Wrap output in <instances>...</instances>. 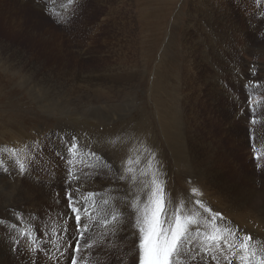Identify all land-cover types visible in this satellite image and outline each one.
Segmentation results:
<instances>
[{"label": "rangeland", "instance_id": "rangeland-1", "mask_svg": "<svg viewBox=\"0 0 264 264\" xmlns=\"http://www.w3.org/2000/svg\"><path fill=\"white\" fill-rule=\"evenodd\" d=\"M43 3L66 22L50 20L37 0H0V219L17 223L15 212L21 216L19 225L33 228L41 245L51 248V258L47 252L34 253L35 264H69L67 258L56 261L64 237L53 233L63 227L58 218L67 211L63 181L69 156L64 144L72 136L79 143L73 184L86 181L81 196L100 192L98 209L123 211L132 197L113 189L133 187L141 195L158 170L168 193L183 201L189 215H206L188 199L196 188L206 208L228 216L237 243L248 233L250 244L258 241L256 247L264 248L263 223L254 228L237 224L226 212L238 198L247 201V214L264 208V0ZM234 68L243 74L240 79ZM101 80L118 85L111 90L97 85ZM23 153L27 158L31 153V177L19 173L11 179L8 172ZM98 156L110 160L114 169L121 166L126 179L112 184L116 173L98 169ZM158 156L163 158L157 169ZM98 170L103 179H94ZM104 183L110 188H101ZM67 225L71 228L72 221ZM133 231L93 233V246L78 255V264H136ZM42 233L46 241L40 239ZM7 235L0 225V264H24L27 253L15 257ZM26 240L21 237L23 244ZM71 252L67 248L65 257ZM210 253L198 264H228L213 261L212 254L220 255L214 249Z\"/></svg>", "mask_w": 264, "mask_h": 264}, {"label": "snow or ice", "instance_id": "snow-or-ice-1", "mask_svg": "<svg viewBox=\"0 0 264 264\" xmlns=\"http://www.w3.org/2000/svg\"><path fill=\"white\" fill-rule=\"evenodd\" d=\"M38 6L42 13L56 24L65 23L63 18L56 19L51 10L44 5L43 0H37ZM255 67L251 66L252 76H255ZM234 73L237 79L242 77V73L234 68ZM253 81L250 79L245 84V90ZM247 102L249 105L254 103L250 97ZM243 110V109H241ZM255 123L253 119L251 121ZM78 138L72 136L66 138L64 149L69 156V167L66 169L64 183V200L66 201V212H61L58 219L63 221V227L53 233L64 237L62 243L64 248L56 250V261L68 259L69 264H78V255L89 248H92L91 237L98 225L109 229L111 234L126 233L129 227L134 231L131 233L138 240L139 248V264H180L181 261L186 264H198V261L210 254V250L220 253L219 256L212 254L213 261H228V264H233L229 260V256L235 257L238 260H244L247 264H264V248L259 249V254L256 245L258 241L250 244L252 241L251 235L241 236L242 242L236 243L234 238L236 230L230 227L231 222L227 219L226 214L220 210L212 211L211 208H206L198 198L196 188H192L188 195L189 201L198 206L206 213L200 217V214L183 216L181 209L176 208L174 211H169L166 207L164 185L158 181L155 174L151 177L150 183L146 182L144 187L147 189L144 203H141V195L133 188L127 190L123 188H114L113 191L124 193L125 196L132 197L130 202H126L124 211L113 209L112 211L98 209L96 197L101 195L100 192L88 191L81 196V189L85 186L82 182L73 184V164L76 161L75 150L78 147ZM39 147V145H37ZM150 156L154 155L149 152L148 148L144 149ZM95 156V153H92ZM258 158V157H257ZM101 160V164L97 168L112 170L113 165L106 159L97 157ZM132 160H128V164H132ZM21 174H23V165L20 166ZM128 172H132L131 167L127 168ZM116 175L110 177L112 184L117 181L123 182L126 177L122 174L121 166L114 169ZM144 173H142L143 175ZM87 175V173H85ZM102 171H97L94 179H103ZM76 179L80 177L77 174ZM135 182V177H133ZM57 197L59 193L57 192ZM59 203V200H57ZM102 203L107 205L108 200H102ZM104 211L103 219H98L100 212ZM17 223H5L0 219V225H5L8 233L4 238L9 243L10 250L14 255H23L27 253V264H35L34 253H48L51 258V248L45 249L41 245V240L36 236L31 235L27 230L19 225L20 215L15 212ZM72 221V227L69 228L67 222ZM217 221L221 222L224 227L218 226ZM19 225V226H18ZM110 226V228H109ZM208 229H211L209 231ZM137 233L139 234L137 236ZM106 233L105 235H107ZM21 237L28 240V245L25 246ZM42 240H47V234L42 233ZM83 242V248H82ZM74 243V247H73ZM67 248H71L72 252L68 257H65ZM225 251L228 255H225ZM237 252L241 253L237 257ZM55 264V262H54Z\"/></svg>", "mask_w": 264, "mask_h": 264}, {"label": "bare ground", "instance_id": "bare-ground-1", "mask_svg": "<svg viewBox=\"0 0 264 264\" xmlns=\"http://www.w3.org/2000/svg\"><path fill=\"white\" fill-rule=\"evenodd\" d=\"M135 76H137V75H135ZM76 77V76H75ZM81 77V76H80ZM112 78V77H111ZM105 79H106V77H105ZM109 79H110V77H109ZM198 79V78H197ZM74 82V81H73ZM66 83H68V82H66ZM75 83V82H74ZM107 83L109 84L110 82H103V80H101V81H98L97 82V85L99 84V85H106V87L107 88H109V89H111V90H115V87L118 85V84H111L110 86H108L107 85ZM70 84V83H69ZM90 85V84H89ZM102 92V91H101ZM100 92V93H101ZM110 93L111 92H108L106 95H104V96H102L104 99L106 98V99H109V97H110ZM131 94V93H130ZM85 96V95H84ZM99 99V98H98ZM106 99H105V101H106ZM66 101V100H65ZM110 101V100H109ZM93 106V105H92ZM162 106V105H161ZM89 108V107H88ZM91 109V108H90ZM102 110H104L103 108H102ZM87 111V110H86ZM114 111V110H113ZM110 112V111H109ZM112 118V117H111ZM114 118V117H113ZM62 130V129H61ZM60 130V131H61ZM56 135H57V133H56ZM60 137V136H59ZM56 138V137H55ZM61 138H62V135H61ZM71 138V137H70ZM158 138V137H157ZM51 139V138H50ZM60 139V138H59ZM60 140H62V139H60ZM29 141V140H28ZM27 141V142H28ZM66 142V141H65ZM78 143V142H77ZM61 144V143H60ZM79 144V143H78ZM39 145V144H38ZM15 146H16V144H15ZM23 146V145H22ZM42 146V145H41ZM57 147V146H56ZM20 148H22V147H20ZM19 148V149H20ZM63 148V147H62ZM87 148V147H86ZM3 149V148H2ZM18 149V150H19ZM60 149V148H59ZM28 150V149H27ZM41 150V149H40ZM39 150V151H40ZM26 152V151H25ZM19 153V152H18ZM28 153V152H27ZM32 153V152H31ZM30 153V154H31ZM77 153V152H76ZM80 153V152H79ZM5 154V153H4ZM29 154V155H30ZM33 154V153H32ZM44 154V153H43ZM45 154H46V152H45ZM29 155H28V158H29ZM87 155V154H86ZM161 155V154H160ZM11 156V155H10ZM23 156H25L24 158H20V163H17L16 161H15V163H14V165L12 166L11 164V166L13 167V169L11 170V168L10 169H8V170H11L10 172H8V176L12 179V178H14L15 177V175L16 174H21V171H20V166L21 165H23V174H25L26 176L25 177H31V174H30V172H29V170H28V166H27V160H30V159H28L27 158V155H26V153L24 154L23 153ZM16 157H17V155H16ZM15 157V158H16ZM36 157V156H35ZM79 157V156H78ZM86 157H88V156H86ZM92 157V156H91ZM99 157V156H98ZM148 157H149V155H148ZM163 158V156H158V159H159V163H157L156 165H157V169L160 167V166H162V159ZM17 159V158H16ZM19 159V158H18ZM17 159V160H18ZM76 159H78V158H76ZM81 159V158H80ZM87 159V158H86ZM35 160H37V158H35ZM90 160V159H89ZM98 160V159H97ZM144 160V159H143ZM146 160V159H145ZM7 161H10V160H7ZM86 161V160H85ZM110 161V160H109ZM31 162H32V160H31ZM37 162V161H36ZM96 162V161H95ZM152 162H154V161H152ZM34 163V162H33ZM100 163V162H99ZM160 163H161V165H160ZM114 164V163H113ZM115 165V164H114ZM10 167V166H9ZM116 168V167H115ZM30 169V168H29ZM114 169V168H113ZM156 170V169H155ZM74 174V173H73ZM156 177H157V179H158V181H160L161 183H163V185H164V190H165V200H166V207H167V209L171 212V211H174L176 208H180L181 209V214L183 215V216H189V214L187 213L188 211H187V208H186V206L183 204V201L181 202L180 200H178V197H173L172 196V193L171 194H169L170 193V191H169V193H168V190L166 189V185H167V183H166V181L163 179V176H162V173L160 174L159 173V171L158 170H156ZM2 175V174H1ZM22 175V174H21ZM84 175V174H83ZM88 178V177H87ZM9 179V178H8ZM88 180H89V178H88ZM103 181V180H102ZM101 181V182H102ZM25 182H26V180H25ZM37 182V181H36ZM79 182H82V181H80L79 180ZM84 182H86L85 180H84ZM84 182H82V183H84ZM91 182H93V181H91ZM106 182V181H105ZM28 183V182H27ZM103 183V182H102ZM184 183H186V182H184ZM34 184V183H33ZM58 184V183H57ZM94 184V183H93ZM104 184H106V185H102V187L101 188H104L105 190H107V189H109L110 188V184L109 183H104ZM199 184V183H198ZM35 185V184H34ZM85 185V184H84ZM88 185H92V183H88ZM131 186V185H130ZM12 187V186H11ZM28 187V186H27ZM90 187V186H89ZM183 187V186H182ZM206 187V186H205ZM1 188H3V187H1ZM5 188V187H4ZM3 188V189H4ZM9 188V187H8ZM97 188V187H96ZM187 188V187H186ZM44 189V188H43ZM198 189H199V187H198ZM12 190V189H11ZM49 190V189H48ZM13 192V191H12ZM146 192H147V190H145V192L144 193H142L141 194V200H143L142 202H144L145 201V198H146ZM2 194V193H1ZM6 194V193H5ZM16 197V196H15ZM171 197V198H170ZM24 198V197H23ZM22 198V199H23ZM51 199V198H50ZM1 200V199H0ZM5 200H7V199H5ZM57 200V199H56ZM244 200V199H243ZM21 201V200H20ZM249 201V200H248ZM260 201H262V200H260ZM246 202L247 201H245V203L242 201V199L241 198H238V200H235L232 204V206L231 207H227L226 208V212H228L229 213V216L230 215H232V218H233V220L234 221H236V223L238 224V223H241V224H245V225H247L248 224V226L249 227H251V228H254L255 226H256V222L258 223V222H261V223H263L264 224V213H263V209L264 208H256V210L255 211H253L254 212V214L253 213H246V208H247V204H246ZM0 203H1V201H0ZM19 203V202H18ZM17 203V204H18ZM24 203V202H23ZM26 203V202H25ZM190 203V202H189ZM188 203V204H189ZM249 203V202H248ZM5 204V203H4ZM28 205H30L31 204V202H28L27 203ZM59 204V203H58ZM224 204H226V203H224ZM254 204V203H253ZM246 205V206H245ZM17 206V205H16ZM190 206H191V204H190ZM224 206V205H223ZM262 206V205H261ZM2 207V206H1ZM0 207V208H1ZM19 207V206H18ZM123 208V207H122ZM193 209V208H192ZM60 210V209H59ZM63 210V209H62ZM113 210V209H112ZM125 210V209H124ZM123 210V211H124ZM119 211V210H118ZM196 211V210H195ZM30 212V211H29ZM56 212V211H55ZM103 212V211H102ZM104 213V212H103ZM102 214V213H101ZM196 214V213H195ZM8 215V214H7ZM27 215H29V214H27ZM23 217L24 218H27L28 220L30 219V218H28V217H30V216H24L23 215ZM34 217V216H33ZM53 217V216H52ZM103 217V216H102ZM228 217V216H227ZM56 219H57V217H56ZM15 220V219H14ZM24 220V219H23ZM22 221V220H21ZM33 221V220H32ZM24 222V221H23ZM63 222V221H62ZM6 223V222H5ZM9 223V222H8ZM26 223V222H25ZM57 223V222H56ZM61 223V222H60ZM221 223V222H220ZM21 224V223H20ZM258 225V224H257ZM28 226H30V225H28ZM35 225H33V227H34ZM223 226V225H222ZM241 226V225H240ZM239 226V227H240ZM257 227V226H256ZM109 228H110V226H109ZM259 228V227H258ZM102 229H105V230H108V228H105V227H97L96 228V230H95V232H94V234L95 235H97L98 234V231L99 230H101L102 231ZM25 230H27L31 235H33V233H34V229L33 228H28L27 227V229H25ZM239 231H240V229H239ZM247 235H248V233H246ZM35 236V235H34ZM263 236V235H262ZM262 238V237H261ZM260 238V239H261ZM41 239V238H40ZM259 239V238H258ZM91 240H93V238L91 237ZM234 240H235V242L237 243V241H238V239L237 238H234ZM3 242V241H2ZM5 242V241H4ZM252 242V241H251ZM238 243H240V242H238ZM254 243V242H253ZM1 244H3V243H1ZM24 245L25 246H29L28 245V240H26L25 242H24ZM262 246V245H261ZM4 248V247H3ZM260 248V247H259ZM259 248H257V250H258V252H259ZM135 249V248H134ZM3 250V249H2ZM137 250V258L135 259L136 260V264H139V248H138V242H137V247H136V249H135V251ZM7 252V251H6ZM212 252V251H211ZM8 254V253H7ZM211 254V253H210ZM91 255V254H90ZM10 256H12V255H10ZM20 256V255H19ZM36 256V255H35ZM218 256V255H217ZM15 257H16V255H15ZM18 257V256H17ZM37 257V256H36ZM11 258V257H10ZM22 258V257H21ZM9 259V258H8ZM15 259H18V258H15ZM26 259V258H25ZM133 259V258H132ZM211 259V258H210ZM6 261V260H5ZM4 261V262H5ZM23 262V261H22ZM126 262V261H125ZM124 262V263H125ZM227 262V261H226ZM6 263V262H5ZM16 263V262H15ZM19 263H21V262H19ZM24 264H27V262H24ZM91 264V263H90ZM186 264V263H185Z\"/></svg>", "mask_w": 264, "mask_h": 264}]
</instances>
